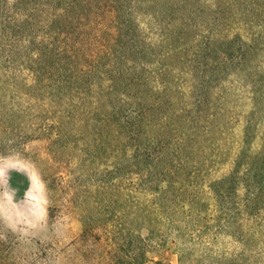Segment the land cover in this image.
<instances>
[{
    "label": "rangeland",
    "instance_id": "obj_1",
    "mask_svg": "<svg viewBox=\"0 0 264 264\" xmlns=\"http://www.w3.org/2000/svg\"><path fill=\"white\" fill-rule=\"evenodd\" d=\"M6 151L48 182L61 236L9 233L0 264H264V0H0ZM160 158L183 168L184 244L141 229Z\"/></svg>",
    "mask_w": 264,
    "mask_h": 264
},
{
    "label": "clouds",
    "instance_id": "obj_2",
    "mask_svg": "<svg viewBox=\"0 0 264 264\" xmlns=\"http://www.w3.org/2000/svg\"><path fill=\"white\" fill-rule=\"evenodd\" d=\"M12 172L28 181L20 199L18 189L10 183ZM50 207L48 182L36 165L15 151L0 153V240L7 241L9 233L21 242L39 240L49 234L60 237V229H52L50 225ZM45 264L56 261L46 260Z\"/></svg>",
    "mask_w": 264,
    "mask_h": 264
},
{
    "label": "trees",
    "instance_id": "obj_3",
    "mask_svg": "<svg viewBox=\"0 0 264 264\" xmlns=\"http://www.w3.org/2000/svg\"><path fill=\"white\" fill-rule=\"evenodd\" d=\"M199 46L201 47L202 45L200 44ZM163 136H161L159 140L155 141L158 142L160 152L169 154L171 153L173 155V152L177 151L178 149H173L171 144L167 142L168 139L162 138ZM163 159H157L155 164L150 163L149 166L155 169L156 164H164L169 158ZM169 169H172L171 172H175V175L178 173L184 174L181 165L176 168L169 166L168 168L164 169L157 165L155 171H149L148 169H143V171H140L139 180L149 187L148 190L145 191V194L148 197H144L143 202L140 204L141 213L139 220L142 225L141 229L145 228L148 230L150 235H158V232L161 231L167 235H172L174 239H177L181 244H184L183 242L185 236H189L188 232L193 227H195V223L194 221L190 223V220L186 221L185 217H187V215L183 216L185 211H187V213L189 212L181 205L183 201L180 200V194L184 193V188L182 183H179L180 181H176V176H172L170 174ZM157 182H160V184L156 185V187H153L155 184H157ZM200 227H203V225L201 224ZM200 227H196L197 232L201 231ZM146 239L147 238L140 237V242L138 245L139 259L142 262L149 251ZM226 259V254H222L219 256L218 264H222L226 261Z\"/></svg>",
    "mask_w": 264,
    "mask_h": 264
}]
</instances>
